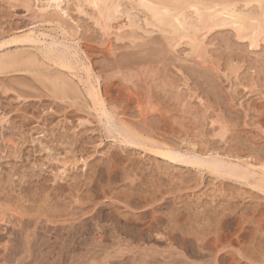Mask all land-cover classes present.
Here are the masks:
<instances>
[{
  "label": "rangeland",
  "instance_id": "374dc122",
  "mask_svg": "<svg viewBox=\"0 0 264 264\" xmlns=\"http://www.w3.org/2000/svg\"><path fill=\"white\" fill-rule=\"evenodd\" d=\"M62 1L64 11L40 0H0V40L35 29L43 44L56 41L63 53L71 47L75 65L70 71L68 61L64 70L56 58L46 60L41 43L12 39L0 47L6 56L19 50L11 59H25L24 52L32 58L0 72V259L8 257L1 264H215L210 240L228 258L219 264H264V193L129 147L95 111L85 81L93 70L98 80L90 81L111 97L108 112L146 137L261 165L264 0H233L254 22L249 33L214 26L204 10L205 27L186 32L198 36L196 49L168 33L173 17L147 27L145 12L127 0L108 24L84 0ZM215 1L226 0L164 4L174 16ZM50 77L63 82L55 88ZM147 222L157 226L150 233Z\"/></svg>",
  "mask_w": 264,
  "mask_h": 264
},
{
  "label": "bare ground",
  "instance_id": "6f19581e",
  "mask_svg": "<svg viewBox=\"0 0 264 264\" xmlns=\"http://www.w3.org/2000/svg\"><path fill=\"white\" fill-rule=\"evenodd\" d=\"M122 0H84V2H86V3H88L87 5L89 6L90 5V8L93 10V9H95L96 11H97V21L98 20H100V19H103V21L105 20L106 22L108 21L109 23H111V21L113 20H115V18H114V14L116 15L117 13H120L121 14V12H122V10H121V7H122V5H121V2ZM130 2V3H133V4H136L134 7L132 6V4H130L132 7H133V9L134 8H136L137 9V7L139 8V10H140V12H145L144 13V15L146 14L147 15V18H144V21L146 22V26L147 27H150V26H153V27H157V28H160L162 25H164V24H166L167 23V21H169L170 20V18L171 17H173V24L172 25H170V26H167L168 28H169V34L171 35L172 34V36L173 37H175V36H177V37H179V41L181 40V41H183V39H188L189 40V42L190 43H192V45L193 46H195V49H196V46L197 47H199L198 45V36L197 37H195V36H188V34L186 33L187 31H189V30H191V29H193V30H196V31H198L199 29H200V25H204V23H203V21H204V17H205V14H204V10H210L209 12H212L211 14H210V17L209 18H211V20H212V22H213V25L214 26H218L219 28H220V26H227V25H231V26H233V28H235L238 32H244V31H247L246 33H249V31L251 30L250 28L251 27H253L254 26V22L253 23H251V19L249 18V19H247V16L249 15L248 13H247V11H245V12H243V11H240V7L239 8H237V5L235 4V2L232 0V1H229V0H226V1H223V2H220V3H217L216 1L213 3V7L212 6H207L206 5V8H203L202 7V2L201 3H199V4H202V5H200L201 7H198V6H195V5H189V6H187V7H184V8H182L181 10H179L176 14H175V12H174V16H172L171 14H170V11H169V9H168V7L164 4V0H127V2ZM173 1V0H172ZM195 1H197V0H195ZM258 0H255V2H257ZM40 2H45V4H47V6H46V8L47 7H51L52 9L54 8L55 10H59V11H64L63 10V8H62V0H40ZM121 2V3H120ZM124 2V1H123ZM209 2V1H208ZM250 2H251V0H250ZM171 3H173V2H171ZM196 3V2H195ZM241 3H243V1L241 2ZM252 3H253V1H252ZM257 3H259V1L257 2ZM66 4V3H65ZM176 4V3H175ZM180 4V3H179ZM198 4V5H199ZM207 4V3H206ZM238 4H239V2H238ZM261 5V4H260ZM241 6V5H240ZM253 6V5H252ZM256 6V5H255ZM263 6H264V4H263ZM82 8V7H81ZM80 7H79V9H81ZM246 8V7H245ZM254 8V7H253ZM262 9H264L263 7H261ZM142 9V10H141ZM242 9V8H241ZM244 9V8H243ZM248 9V8H247ZM132 10V9H131ZM138 10V11H139ZM212 10V11H211ZM42 11V10H41ZM83 11V10H82ZM130 10H128L127 11V13H126V15L129 17L128 19L130 20V21H132V23L131 24H134V19L132 20V18H131V16H132V14L129 12ZM135 11V10H134ZM67 12V11H66ZM128 12H129V14H131V15H129L128 14ZM132 12H133V10H132ZM253 12V11H252ZM46 13V12H45ZM249 13H251V12H249ZM123 14V13H122ZM98 15L101 17L100 19H99V17H98ZM251 15H255L254 13L253 14H251ZM258 15V14H257ZM262 14H260L259 13V16H261ZM207 16V15H206ZM256 16V15H255ZM254 16V17H255ZM263 16L264 15H262V18H263ZM96 17V16H95ZM116 17V16H115ZM144 17H146V16H144ZM118 18V17H117ZM116 18V19H117ZM206 18H208V16L206 17ZM50 19V18H49ZM51 19H53V21H54V18H51ZM58 20V19H57ZM192 20H194L195 22H196V24L194 25V21H192ZM210 20V21H211ZM257 20V19H256ZM260 20V19H259ZM101 21V20H100ZM206 21V20H205ZM209 21V20H208ZM261 21H262V19H261ZM108 22H107V24H108ZM136 22V21H135ZM140 22V21H139ZM257 22V21H256ZM255 22V23H256ZM58 23V22H57ZM96 24H97V22H96ZM137 24V23H136ZM135 24V25H136ZM152 24V25H151ZM261 24H263L262 22H261ZM59 25V24H58ZM103 25V24H102ZM148 25H150V26H148ZM209 25V24H208ZM212 25V26H213ZM131 26H133L134 27V25H130V27ZM214 26L212 27V28H214ZM264 26V25H263ZM110 27V26H109ZM203 27H205V25L203 26ZM168 28H167V30H168ZM206 28H208V27H206ZM211 28V27H210ZM216 28V27H215ZM264 28V27H263ZM160 30V29H159ZM163 30V29H162ZM164 30H165V28H164ZM214 30V29H213ZM253 30V29H252ZM255 30V29H254ZM257 30H258V27H257ZM264 30V29H263ZM65 31V30H64ZM200 31H201V29H200ZM199 31V32H200ZM256 31V30H255ZM39 33V32H38ZM38 33L36 34V31H35V29L33 30V29H31V30H29V31H26V32H24L23 31V33H21V34H16V35H13V36H10L9 35V37H8V39H7V37H6V39H4V40H0L1 42H0V47H2V45H4V46H6V43H11V41L10 40H14V42L15 41H18V42H21V41H26V42H24V44L26 43V44H34L35 46L36 45H39L40 43H41V45L43 44L42 43V41L44 40H41L40 39V36H38ZM66 34H67V32H65ZM122 33V32H121ZM178 33H182V34H180L179 36L178 35H176V34H178ZM192 33V32H191ZM203 33V32H202ZM241 33H240V35H241ZM262 33V32H261ZM43 34V33H42ZM196 34V33H195ZM204 34V33H203ZM208 34V33H207ZM257 34V33H256ZM39 35H41L40 33H39ZM43 35H45V34H43ZM42 35V36H43ZM62 35H64V34H62ZM204 35H206V33L204 34ZM244 35V34H243ZM47 36V34L45 35V37ZM252 36V35H251ZM251 36L249 35V40H251L252 38H251ZM254 36H255V34H254ZM257 36V35H256ZM255 36V37H256ZM263 36V35H262ZM45 37H42V38H45ZM241 37H243L242 35H241ZM258 37V36H257ZM257 37H256V39H257ZM261 37V36H260ZM259 37V38H260ZM10 38V39H9ZM64 38H66V37H64ZM170 38V37H169ZM197 38V39H196ZM202 38H203V36H202ZM244 38V37H243ZM248 38V37H247ZM246 39V38H245ZM7 40H9L10 42H8ZM12 40V41H13ZM52 40H55V39H53L52 38ZM67 40V39H66ZM177 40V39H176ZM187 40V41H188ZM199 40H200V38H199ZM259 40V39H258ZM252 41H255V38H254V40H252ZM257 41V40H256ZM28 42H30V43H28ZM52 42H54L55 44H53ZM51 43H50V45L48 44V45H46V44H43L42 45V47L40 46V48L38 49L42 54H43V57L45 56V59H46V57L47 58H56L55 60H56V62H54L53 60V62H54V64L55 63H57V62H59L60 64H58V66H60L61 68L63 67H65V66H67V64L66 63H68V61L69 60H71V58H73L74 56H72L71 57V55H68L67 53H66V51H68V49L69 50H71L72 48L71 47H69L67 50H66V48H65V53L67 54V56L65 55V53H63L64 52V50L62 51H58L56 48L57 47H55V46H58V44H56L57 42L56 41H52ZM69 42V41H68ZM199 42H201V41H199ZM258 42V41H257ZM22 43V42H21ZM47 43V42H46ZM71 43V42H70ZM73 43V42H72ZM12 44H16V42L15 43H11V45ZM17 44H19V43H17ZM253 44V43H252ZM55 45V46H54ZM64 45V44H63ZM201 45V44H200ZM254 45V44H253ZM8 46H9V44H8ZM77 47V46H76ZM207 47V46H206ZM3 48V47H2ZM6 48V47H5ZM34 48H36V47H34ZM7 49V48H6ZM5 49V50H6ZM197 49H199V48H197ZM203 49H204V47H203ZM3 50V49H2ZM21 50V49H20ZM1 51V50H0ZM4 51V50H3ZM14 51V50H13ZM18 51L19 50H17L14 54L13 53H11V55H10V59L9 60H11V62L8 60V58H6V57H9V55L8 56H6L7 54H8V51H4L6 54L5 55H1V54H4V53H1L0 55V72H2V71H4L5 72V70L6 69H15V67L16 68H18L19 66L21 67V66H27V65H29V63L30 62H32V58L28 55V54H26V52H24L23 50V52H24V57H26L25 59L23 58V56H19L20 58L19 59H14V57L16 56L17 58H18V54H20V53H18ZM26 51H27V49H26ZM38 51V52H39ZM200 51V50H199ZM23 52H21V53H23ZM72 52V51H71ZM74 52V51H73ZM18 53V54H17ZM69 53V52H68ZM75 53V52H74ZM12 54L13 55H15V54H17V55H15V56H13V59H11L12 57ZM70 54H72V53H70ZM22 55V54H21ZM25 55H27V56H25ZM33 55V54H32ZM75 55V54H74ZM6 56V57H5ZM34 56V55H33ZM69 56L71 57L70 59H69ZM82 56V55H81ZM3 57H5L6 58V60H5V58H3ZM76 57H77V55H76ZM85 57V56H84ZM77 58H79V57H77ZM34 59L35 60H37L36 58H33V62H35L34 61ZM69 59V60H68ZM47 60V59H46ZM76 61V60H75ZM81 61V60H80ZM49 62H51V59H50V61ZM53 62H51L52 64H53ZM196 62H198V61H196ZM73 63V62H72ZM26 64V65H25ZM63 66H62V65ZM65 64V65H64ZM71 62L69 61V63H68V69H70V71H73V70H71V66H74L75 67V65H73V64H71ZM31 65V64H30ZM34 65V64H33ZM32 65V66H33ZM80 65V64H79ZM11 66H13V67H10ZM18 66V67H17ZM57 66V65H56ZM83 66V65H82ZM8 67V68H7ZM29 67V66H28ZM74 67H72V68H74ZM85 67H87V66H85ZM85 67H83V68H85ZM90 67H91V65H90ZM62 68V69H63ZM67 68V67H66ZM82 67H81V70L83 69ZM87 68H89V67H87ZM87 68H85V69H87ZM92 68V67H91ZM5 69V70H4ZM8 69V70H9ZM67 69V70H68ZM74 69H76V68H74ZM80 69V68H79ZM79 69H77V70H79ZM64 70H65V68H64ZM84 70V69H83ZM91 69L89 68V70L88 71H90ZM69 71V72H70ZM84 71H86V70H84ZM83 71V72H84ZM80 72V71H79ZM78 72V73H79ZM90 72H93V70H91ZM90 72H87V77H88V80H85L86 82H87V86H88V88H87V94H88V96H87V98L88 97H90V98H92V100H93V102H94V108L97 106V108L98 109H95V111L97 110V113L99 112L100 113V116H101V118L103 117L104 119H106V121L105 122H107L106 124L108 125L109 124V126H111V123H112V125H114L115 124V129H116V127H118L117 129H119V134H121L122 136H121V138H123L124 137V139H126V143H128V146H129V144H131V145H133V146H135V147H137V148H139L140 150H142V151H144V152H147V153H150V154H152V155H154V156H157V157H160V158H163V159H165V160H167L169 163H181V164H186V165H188V166H190L191 168H194V169H196V170H198L199 172L200 171H203V172H207V171H209V173H211L212 175H216L217 177H219V179L220 178H232V179H237V180H243V182L244 181H247L248 182V184L250 185V186H252L253 185V187L257 190H259V191H261V192H263L264 193V163H262L261 165H259L258 163H260V162H258L256 165L255 164H253V163H250V162H247V160L246 161H243V159H241L240 160V158H239V160L237 159V161L236 162H234V163H231L232 161L231 160H229V161H231V162H229V161H225V160H223V159H219L218 157L216 158V157H213V156H211V154L209 155V153H208V155H209V157L207 156V155H205V152L204 151H202V152H204V154H200L201 152H199L198 153V151L196 152V151H189V150H185V152H182V151H180V149H178V148H176V147H174V146H170V145H168L167 144V142H165V140L164 139H162V140H160L159 138V140H155L156 138H151V137H146L145 136V134L144 135H142L141 133L142 132H137L135 129H137V128H135V127H132V128H134V129H132L131 128V126L129 127L126 123H124V122H119V120L117 119L118 117L116 116V115H114L113 113H112V115L108 112L109 110L107 109V103H110V100H108V99H110L111 97H109V96H107V98L105 99V96L103 95L104 93H105V91H103L104 93H102V91L100 90V87H99V84H98V82H97V84H95L94 82H92L93 81V78H94V76L96 77V74L95 75H93L94 74V72H93V74H92V76H93V78L91 79V76H90ZM3 73V72H2ZM86 73V72H85ZM47 76V75H46ZM49 77V76H48ZM48 77H47V79H48ZM97 79L96 80H98V77H96ZM50 79H51V77H50ZM56 79V78H55ZM55 79H51V82L53 83V81L52 80H55ZM58 79V80H57ZM54 82L55 83H53V86L56 88V85H59L60 83H62L63 82V80H61L60 78H57ZM60 79V80H59ZM86 79V78H85ZM80 80V79H79ZM83 80V79H82ZM90 80H92V81H90ZM95 80V81H96ZM59 81H61V82H59ZM86 82H84L85 84H86ZM83 83V82H82ZM64 84V83H63ZM84 84V85H85ZM63 86V85H62ZM62 86H60V87H62ZM85 87H86V85H85ZM61 89V88H60ZM66 89V88H65ZM63 90V89H62ZM106 92H107V94H110V93H108V90H106ZM86 93V92H85ZM106 94V93H105ZM89 99V98H88ZM107 100V101H106ZM138 102V101H137ZM93 104V103H92ZM109 105V104H108ZM109 107V106H108ZM125 114V113H124ZM98 115V114H97ZM99 116V115H98ZM114 116H116V117H114ZM100 119V118H99ZM103 120V119H102ZM117 120H118V122H117ZM115 122H117V126H116V123ZM114 123V124H113ZM106 124H104L105 126H106ZM114 127V126H113ZM112 127V128H113ZM148 128V127H147ZM105 130V129H104ZM106 130H108V129H106ZM110 130V129H109ZM118 131V130H117ZM112 132H113V130H112ZM109 133V132H108ZM117 134H118V132H117ZM119 137H120V135H118ZM162 136V135H161ZM156 137H158V136H156ZM120 138V139H121ZM114 139V138H113ZM124 139H122V140H124ZM122 142H125V140L124 141H122ZM130 145V146H131ZM129 146V147H130ZM204 155L206 156V157H204ZM211 156V157H210ZM216 156V155H215ZM217 156H220L219 154L217 155ZM239 157V156H238ZM220 158H222L221 156H220ZM227 159H228V157H227ZM164 161V160H163ZM239 161V162H238ZM238 162V163H237ZM68 163V162H67ZM66 163V164H67ZM256 163V162H255ZM64 165V166H67V165ZM69 166V165H68ZM66 168V167H65ZM193 169V170H194ZM206 170V171H205ZM209 175V174H208ZM211 175V176H212ZM215 176V177H216ZM259 176V177H258ZM214 177V176H213ZM216 177V178H217ZM257 177V178H256ZM251 179H254V180H252L251 182L253 183H249V181L251 180ZM254 181V182H253ZM247 182H245V183H247ZM247 184V185H248ZM145 205V204H144ZM94 212V211H93ZM145 215V213L144 214H142V216H144ZM140 216V215H139ZM154 217V216H153ZM144 218V217H143ZM142 218V219H143ZM156 218V217H155ZM153 219V218H152ZM161 219V218H160ZM159 219V220H160ZM2 220V219H1ZM156 220H158V219H156ZM3 221V220H2ZM2 221H0V222H2ZM89 221V220H88ZM157 222H160V221H157ZM4 223V222H3ZM21 224V223H20ZM132 224V223H131ZM144 225H146V227H145V229H146V231L147 230H149L148 232L150 233L151 232V230H152V228H153V224H152V222L150 223H146V224H144ZM156 226V225H155ZM154 226V227H155ZM136 227H138L137 225H136ZM157 227V226H156ZM157 229V228H156ZM165 230V229H164ZM146 231H144V232H146ZM153 231V230H152ZM157 231V230H156ZM155 231V232H156ZM263 231V230H262ZM165 232V231H164ZM149 233H147V234H149ZM99 235V239H102V238H104V233H102V231L98 234ZM162 235V234H161ZM163 237V236H162ZM239 239V238H238ZM239 241V240H238ZM184 242V241H183ZM217 243V242H216ZM214 241L213 242H211V240H210V242H208V247L209 248H212V250L215 252V264L217 263V264H219L220 262H222V261H220V260H222V259H225V260H223V263H225V261H226V258H227V256L226 255H223V256H219V254L222 252L221 250H219L220 248H219V246L216 244ZM239 243H240V241H239ZM8 244H10V243H8ZM206 244V243H205ZM205 246V245H204ZM206 246V247H207ZM6 249V248H5ZM4 249V250H5ZM239 251V250H238ZM240 254V253H239ZM238 254V255H239ZM6 256V255H5ZM9 256V255H8ZM7 257V256H6ZM235 257V256H234ZM5 258V257H4ZM2 259V258H1ZM0 259V260H1ZM7 260H8V257L6 258ZM6 259H2V260H4V261H6ZM227 260H228V258H227ZM235 260H239V259H235ZM235 260H231L230 259V261H228L227 263L228 264H238ZM218 261H220V262H218ZM1 262L2 261H0V264H1ZM7 262V261H6ZM4 263V262H3ZM242 264H243V262H242Z\"/></svg>",
  "mask_w": 264,
  "mask_h": 264
}]
</instances>
